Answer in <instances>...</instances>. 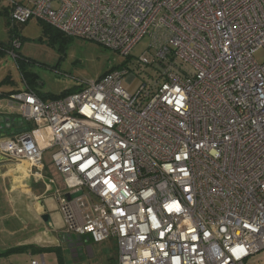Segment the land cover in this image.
<instances>
[{
    "label": "built area",
    "instance_id": "1",
    "mask_svg": "<svg viewBox=\"0 0 264 264\" xmlns=\"http://www.w3.org/2000/svg\"><path fill=\"white\" fill-rule=\"evenodd\" d=\"M1 1L13 26L34 17L123 56L149 39L137 67L152 74L134 95L120 67L55 99L25 85L0 105L32 125L0 138V158L43 180L55 148L68 233L114 240L113 264H246L264 250V0Z\"/></svg>",
    "mask_w": 264,
    "mask_h": 264
},
{
    "label": "rangeland",
    "instance_id": "2",
    "mask_svg": "<svg viewBox=\"0 0 264 264\" xmlns=\"http://www.w3.org/2000/svg\"><path fill=\"white\" fill-rule=\"evenodd\" d=\"M53 7H58L54 2ZM9 7L5 1L0 0V45L8 46L12 40V28L16 34L19 46L15 52L19 55L20 64L14 60L11 52L0 55V93L21 91L24 89L22 72L29 78H34V86L42 97L50 99L64 92L78 90L81 83L96 80L105 72L115 67H128L135 75L132 83H123L124 89L134 95L141 84L152 74L150 66L137 67V59L142 54L150 55L148 50L149 39L142 38L131 50L129 56L105 48L101 44L63 34L52 37L43 29V24L32 17L27 22L13 26ZM258 62L264 60V51L255 54ZM9 81H3L4 79ZM55 148L46 150L43 155L44 171L53 172L51 153ZM88 191L85 190V193ZM91 199L97 198L90 195ZM78 245L64 238L63 249H54L53 254L45 252L46 264H113L117 261L118 247L114 240L94 243L91 240L78 239ZM6 241V240H5ZM1 243V241H0ZM14 241L9 247L14 246ZM3 251L2 248H0ZM40 254H31L25 249L18 252L0 253V264H30ZM246 264H264V250L250 256Z\"/></svg>",
    "mask_w": 264,
    "mask_h": 264
},
{
    "label": "crops",
    "instance_id": "3",
    "mask_svg": "<svg viewBox=\"0 0 264 264\" xmlns=\"http://www.w3.org/2000/svg\"><path fill=\"white\" fill-rule=\"evenodd\" d=\"M7 100V97L1 98L0 105H5ZM0 117L16 118L14 126L8 129L5 128L7 123H0L1 131L4 130L0 138L32 127L30 122H24L6 109H0ZM53 179L54 183H49ZM58 192L67 193L62 176L54 170L43 171V180H37L25 162L0 160V248L3 251L23 247L32 255H43L45 260L44 251L52 255L53 248L63 249L64 238L72 241L74 249L79 244L78 239L90 240L87 236L80 237L65 230L63 213L57 200ZM13 241L14 246L9 247L11 245L8 244ZM33 249L36 251L33 252Z\"/></svg>",
    "mask_w": 264,
    "mask_h": 264
},
{
    "label": "trees",
    "instance_id": "4",
    "mask_svg": "<svg viewBox=\"0 0 264 264\" xmlns=\"http://www.w3.org/2000/svg\"><path fill=\"white\" fill-rule=\"evenodd\" d=\"M43 29H44L45 32H48L50 35H52V37H53V35L54 36H57V35H61L62 34L61 32H59V31H57V30H55V29H53V28H51V27H49V26H47L45 24H43ZM14 31H15L14 28H12V37H11L12 40L10 41V44L8 46H2V45H0V55L4 54L6 52H11V54L14 55V60H15V62H17V65L19 67V65H20L18 63V61H19V55H18V53H16L14 51L15 48L13 46V41L16 38V34L14 33ZM115 68H118V67H115ZM29 77H28V75L25 72L24 73L22 72V80L25 83V85H27L29 88H31L35 92H37L38 96L41 99L46 100V98L45 97H42L41 94L37 91V89L33 85L34 84V78L33 77L29 78ZM3 81H9V80L6 78ZM75 91H77V89L76 90H72V91H68V92H64V93H62V94H60L58 96L51 97L50 99H55V98H59V97H62V96H66V95H68L70 93H73ZM15 92H17V91H11V92H8V93L1 92L0 93V99L3 98V97H8V96H10V94H13ZM22 249H23V247H14V248L8 249V250L3 251V252H0V253L18 252V251H20ZM35 251H36V249H33V252H35Z\"/></svg>",
    "mask_w": 264,
    "mask_h": 264
},
{
    "label": "water",
    "instance_id": "5",
    "mask_svg": "<svg viewBox=\"0 0 264 264\" xmlns=\"http://www.w3.org/2000/svg\"><path fill=\"white\" fill-rule=\"evenodd\" d=\"M16 121V118L15 117H13V118H10V117H5V118H1L0 117V123H7V125H6V127L5 128H11V127H13L14 126V122ZM11 122V124L9 125L8 123H10ZM21 124V122L19 123V125ZM1 125H0V135H3V131H1ZM1 141V140H0ZM0 160H2V158H0ZM44 217H47V216H44Z\"/></svg>",
    "mask_w": 264,
    "mask_h": 264
}]
</instances>
